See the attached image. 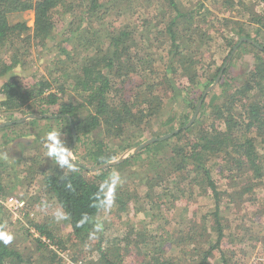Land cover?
Wrapping results in <instances>:
<instances>
[{"label":"rangeland","instance_id":"1","mask_svg":"<svg viewBox=\"0 0 264 264\" xmlns=\"http://www.w3.org/2000/svg\"><path fill=\"white\" fill-rule=\"evenodd\" d=\"M101 1L111 3V0ZM176 1L183 10L194 11V21L208 35L197 56L195 72L190 69L185 73L178 81L179 88L176 93L170 90L162 92L167 85H157L170 62V41L168 34L164 33L171 17L167 18L170 9L164 10L166 12L162 14L163 5L160 0H138L131 5L126 2L113 9L105 5L104 9L96 11L93 16L83 14L81 9L77 10V15L73 13L70 17L64 15L62 18L57 16L56 29L52 35L54 41L49 40L43 44L45 40H26V36H23V39H16L5 53L4 59H8V56L20 49L22 62L0 80V88L9 77L27 89H31V86L40 81L52 82L50 77H55L60 83L65 80L66 84L63 93L57 92L58 88L52 84L51 91L56 93L57 103L72 101L75 104L84 99V94L79 92L73 80L67 79V75L73 73L78 76L82 65H88L92 57L99 59V54H95L96 47L101 45L99 37L105 31L117 25H127L129 28L137 26L140 27L141 33L133 36L135 38L137 35L132 43L135 48L131 49V57L136 61L145 59L143 55L149 51L148 62L152 66L151 71H148L150 75L144 74L139 68L137 75H130L132 67H124L119 77L116 78L114 74L109 76L113 88H110L107 99L112 104L121 101L132 103L134 100L139 103L141 95L136 85L148 82V78L151 82L153 80L151 84L156 87L155 91L162 100L158 121L155 120L157 113L153 112L151 120L142 117L138 124L135 122L136 126L122 128V125L118 130L120 137H113L110 128L104 133L97 129L91 134L92 140L101 139L105 142L106 150L114 153V161L127 159L134 153L136 155L139 151L135 152V149L149 140H159L143 147L148 149L122 169L107 175L104 183L108 184V202L96 216L95 233L90 235L85 243H79L69 237V220L49 194L43 192L42 174L53 164L65 172L69 171L70 168L62 159L67 152L68 157L76 163L87 169H94L85 158L86 147L82 144L72 146L70 135L55 120L57 107L54 105L48 106V117L52 118L49 126L44 125L45 122H34L25 127L24 122L15 126L17 133L26 136L18 148L22 150L24 146L27 149L29 145L35 148L31 147V152L25 154L29 168H20L22 164L14 165L21 163V158L13 155V151L10 153V149L0 154V183L3 187L0 201L16 197L24 204L19 218L11 215L1 204L0 212L4 223L2 239L10 249L28 261L24 264H97L100 258L98 247L104 251L110 249L114 254L118 253L117 250L125 252L128 256L123 257L124 264H142L147 261L146 255L143 254L150 248L154 239L176 238L178 231L187 229L191 233L200 234L205 242L208 239L207 246L213 245L215 231L210 228L204 231L207 223L203 216L205 213L212 214L215 207L214 198L206 186L205 173L200 171V177L195 173L193 167L196 163L198 165V161H191L186 151L200 135H206L212 140L218 132L225 131L229 139L226 145L229 147L237 143L242 145L252 138L264 167V118L252 117L248 108L251 103L264 102V31L259 30L255 24L256 15L264 10L262 5L251 0ZM227 1L233 4L229 5ZM74 2L85 3L84 0ZM113 2L110 5L118 3ZM74 15L77 16L75 20L72 19ZM22 17L31 27L33 13L25 12ZM93 35L99 40L87 41L93 39ZM140 36H145L146 40L139 41ZM78 38L81 45L76 43ZM148 39H151V42H147ZM233 44L236 46L234 45L235 48L231 51ZM59 45L67 47L65 54L60 52ZM98 62L101 67L105 64L103 60ZM222 67L226 69L223 75L217 73ZM103 72L106 73L107 69ZM219 75L220 78L215 82ZM190 77H193L191 81ZM118 78L125 82L121 85ZM205 86L206 89L211 86L212 88L206 91ZM112 89L116 90L115 93H111ZM32 99L34 105L36 104L35 112L40 114L37 107H44V104L39 102V98ZM2 100L4 97L0 93V102ZM196 107V120L189 125ZM23 114H15L12 120L22 118ZM230 114L232 116L225 119ZM168 119H171L170 122ZM185 119L188 122L184 128L189 132L183 139H161L172 131L175 121L184 122ZM225 120H230L229 123L235 125L229 129L231 134L223 125ZM42 143L43 145H39ZM127 145L129 147L125 148ZM174 146L183 147L181 155L186 157L187 170H176L175 165L171 163L173 155L178 159L172 151ZM240 147L244 149V145ZM204 157L208 158L205 169L209 171L218 191L221 207L219 213L223 218L221 225L226 235V238H223L225 245L214 250L208 261L211 264H264V168L260 178L253 175L248 177L244 170L236 171L229 167L235 160L227 161V168L219 169L221 159L225 160L222 152ZM229 158L231 159L227 157ZM5 163L8 164L7 167L14 165L9 171L13 176L6 173L8 169L4 166ZM14 180L16 182H13ZM177 182H181L180 187L176 185ZM35 225L47 226L55 240H61V248L40 246L43 243ZM135 234L147 243L138 248L135 243L138 236ZM173 253L175 255V252Z\"/></svg>","mask_w":264,"mask_h":264},{"label":"trees","instance_id":"2","mask_svg":"<svg viewBox=\"0 0 264 264\" xmlns=\"http://www.w3.org/2000/svg\"><path fill=\"white\" fill-rule=\"evenodd\" d=\"M74 1L75 0H0V80L5 78L14 67L20 65L22 62L21 55L19 54L20 49L18 52L15 51L11 56H8V59H4L5 53L11 48V45H13L16 39H23V36H26V40L39 38L42 41L45 40L43 42V44H45L49 40H55L52 35L56 29L55 23L57 16L62 18L64 15L70 17V14L73 13L77 15L78 9H81L83 14L93 16L96 11L104 9L105 5L113 9L126 2H129V5H131V3H135L138 0L110 1L111 3L114 1L113 4L118 2L117 5H110L111 3L108 4L101 0H84L85 3L81 2V4H75L77 2ZM120 1H122V3ZM160 1L163 5L162 14H165L166 11L164 10L170 9L167 18L171 17L167 21V27L164 32L166 35L168 34L170 41L168 50L170 62H168L169 64L166 66L164 74L157 85H167L164 86L162 92H168L170 90L172 93H176L177 88H179L178 81L184 77L185 73L190 69L195 72L194 65L196 64L197 56L201 47L206 43L208 35H206L204 29L194 21V11L190 9L183 10L176 0ZM251 1L261 4L264 9V0ZM227 2L229 5L233 4L232 2ZM160 8L159 10L162 11ZM30 11L33 13L31 27L27 25V20L22 17L23 13ZM76 15H74V18L72 17L73 20L77 18ZM209 23L211 24L210 20ZM255 24L258 25L259 30L264 31V10L259 15H256ZM138 32L141 33V30L140 27L137 26L129 28L127 25H117L116 27H111L104 32L105 35L102 34L99 37L101 45L96 47L95 53L96 55L99 54V59L92 57V60L88 61V65H82L78 76L73 75V73L67 75V79L69 80L70 78L73 80L79 88V92L84 94V99L80 102H75V104L72 101L61 104L57 103L56 93L51 91L52 84H55L58 88L57 92L60 93H63V87L66 84L65 80H62V83H60L59 79L55 77H50L52 82L49 80L40 81L34 86H31V89L20 86L14 78L9 77L2 83L0 88V93H2L4 97V100L0 102V108L3 112L11 115L24 113L23 115L39 116L41 117L40 120H45L46 125H48L47 123L51 122L52 119L48 117V106H56L57 115H54L55 120H57L58 125L64 128L70 135L69 139H71L72 146L75 144H82V146L86 147L85 158L90 161L91 166H93L92 168L106 165L96 172H92L90 169L83 167V165L78 166L72 164L66 157H62L65 164L70 168L69 171L65 172L62 168L53 164V166L46 169L47 172L42 174L43 192L49 194L51 199L56 202L68 218L71 230L69 237L79 243H85L87 238L95 233L97 229L95 222L96 216L107 205L108 197L106 190L108 184L104 183L107 175L117 169H122L123 166L133 161L148 149L142 148L139 153L132 155L121 163L109 165L110 162L115 160L114 153L106 150V144L103 140H92L91 134L97 129L102 130L104 133L110 128L114 134L113 137H120L121 134L118 130L121 129L122 125V128L136 126L135 122L138 124V120L142 117L151 120L152 116H154L153 112L157 113L155 120L158 121L161 116V97L159 93L155 91L156 87L151 84L153 80L151 82L148 78L146 79L149 80L148 82L136 85L141 95L139 103H136L134 100L132 103H124L121 101L112 104L109 103L107 99L110 88H113L111 87L110 75L114 74L113 76H116V78L119 77L123 68L126 66L132 67L130 69V75H137L138 68L140 71H143L144 74H149L148 71H151L152 66L149 64L150 62H148L150 57L149 51V55H143V57H146L145 59L136 61L135 58L131 57V49L135 48V45L132 43L136 40L135 38L137 35L135 38H133V36L139 34ZM92 38L93 39L87 41L97 39L95 35H93ZM99 39H97V41ZM142 40H146L145 36L139 37V41ZM150 40L151 39H148L147 42ZM76 43L81 45L79 38L76 40ZM234 45L235 44L231 47V51L235 48L236 45ZM59 46H61L60 52L65 54L67 47L62 45ZM230 52L229 54H231ZM7 60H9V62ZM99 60L105 62L103 67H101L98 62ZM60 63L62 64V61ZM105 69H107L106 73L103 72ZM222 69L223 71L221 73ZM218 72L223 75L226 69H224V67L219 68L217 70V73ZM192 78L193 77H190V81ZM124 82L125 80L119 79L121 85ZM206 86L204 87L205 89ZM115 91L116 90L112 89L111 93H115ZM32 97L39 98V102L44 104V107H37V111L40 114L35 112L36 104L34 105ZM200 99L202 101V95ZM27 102H29L28 105H26ZM262 102L263 101L248 105L252 117L264 118V102ZM136 112L137 114L135 115ZM146 114L150 115L147 116ZM151 114L153 115L151 116ZM231 116L230 114L225 119ZM19 120L22 121L21 118L10 121L13 124L11 126H16ZM30 120V122L34 124V122L37 123L38 118H30ZM170 120L171 119H168V122H170ZM185 120L184 122L175 121L176 128H172V131L169 133L172 134L170 136L171 138L169 137L170 139H183L186 136L185 134L188 133L189 130H185L184 128L186 122H188V120ZM229 122L230 120H225L223 123L227 130L232 126ZM233 126L235 125L233 124ZM230 130L229 134H231ZM72 131H74L76 135V140L74 142ZM227 135L225 131L218 132L215 138L212 137V140L208 139L210 137H206V135H200L190 144V148L186 150L188 153L187 157H190L191 161H198V165L196 163L193 167L195 173L198 177H200V171L205 173L206 186L214 198L215 207L212 214L205 213L203 216L207 223V228H205L204 231L209 230V228L215 231L216 237L213 245L207 246L208 244L206 242H208V239L206 242L203 241L200 234L196 232L191 233L189 229L183 232L178 231L176 238L170 237L165 239L158 237L154 239L153 242L150 243V248L143 254L146 255L147 261H143L142 264H211L208 260L213 255V251L218 248L221 249L222 245H225V240H223V238H226V235H224V227L221 225V219L223 218H221L219 213L221 207L218 199V191L216 190L214 181L209 175V171L205 169L208 158L206 159L204 156L209 154L217 155L222 152L225 160L221 159L219 169L227 168V161L235 160V163L229 167H233L236 171L244 170L248 177L253 175L256 178H260L263 175L264 168L262 166V158L259 157L260 155L256 151L252 138L247 139L242 145L237 143L229 147V145H226L229 140ZM136 145H138V143ZM243 145L244 149L240 147ZM127 147H129V145L125 146V148ZM229 148H231V150H229ZM240 148L243 151H241ZM182 149L183 147L174 146L172 150L179 159L174 158V155L172 156L173 158H171V163L175 165L176 170L182 168L187 170L185 166L186 157L181 155L183 152ZM231 154H233V156ZM227 157H231V159H227ZM176 185L180 187L181 182H177ZM2 193L3 187L0 183V197ZM31 201L33 202L32 199ZM35 228L41 237H45L49 240L50 245L55 247L61 245V240H55V237L51 231L47 229V226L35 225ZM3 231L4 223L0 212V264H14L13 262H15V264L28 263L20 254L10 249L4 242L2 239ZM137 236L135 243L138 248L143 243H147L146 240L140 239L139 235ZM40 246L46 248L44 244ZM97 251L100 255L97 264H124L123 257L128 256L121 250H117L118 253L114 254L110 249L104 251L98 247ZM173 252H175V255ZM140 254L142 257V253Z\"/></svg>","mask_w":264,"mask_h":264},{"label":"crops","instance_id":"3","mask_svg":"<svg viewBox=\"0 0 264 264\" xmlns=\"http://www.w3.org/2000/svg\"><path fill=\"white\" fill-rule=\"evenodd\" d=\"M15 114H9V113H3L2 111L0 112V154L1 153H4V152H7L9 149H10V153H12V151H13V155H18V157H20L21 158V163H15L14 165H16V164H22L21 166H20V168H23V167H25V168H29L30 167V164H27L26 163V156H25V154H27V153H29V151L31 152V147H34L33 145H29V146H27V149L24 147H22V150H20L19 148H18V146H21L23 143V141L22 140H25V138H26V136H24L23 134H21V133H17V131L18 130H16L15 129V126H11V125H13V124H10V125H6V126H4L3 124H6V123H8V122H10V121H12V117L14 116ZM27 116H29V115H23V117L21 118V120L23 121V122H20V123H17V125H20V124H23L24 122V124H23V126L25 127V126H27V124H33L32 122H30L31 120H30V118H28V119H24L25 117H27ZM24 119V120H23ZM37 119V118H36ZM20 121V120H19ZM40 122H45V120L43 121V120H40L39 118H38V120H37V123H40ZM11 123V122H10ZM49 123V122H48ZM47 123V124H48ZM44 125H46V123H43ZM16 125V126H17ZM47 126H49V125H47ZM34 138V137H33ZM45 138L48 140V138L46 137V135H45ZM32 142V141H31ZM33 143V142H32ZM56 144V143H55ZM26 145V144H25ZM39 145H43V143L42 144H39ZM38 144H37V146H39ZM54 145V144H53ZM72 147V146H71ZM35 148V147H34ZM26 151H25V150ZM69 149H70V147H69ZM2 156H4V155H2ZM1 157V156H0ZM2 158V157H1ZM42 158H40V160H41ZM68 160V159H67ZM24 161V162H23ZM7 163H5V167H7ZM14 165H12L11 167H7V169L8 170H6V173L8 174V173H10L9 171L10 170H12V168L14 167ZM39 166H41L40 164H39ZM40 169H42V168H40ZM9 175V174H8ZM8 175H6V176H8ZM10 175H12L13 176V174H11L10 173ZM4 181V180H3ZM13 182H16L15 180L13 181ZM10 184H12V183H10ZM18 185H20V182H18Z\"/></svg>","mask_w":264,"mask_h":264},{"label":"water","instance_id":"4","mask_svg":"<svg viewBox=\"0 0 264 264\" xmlns=\"http://www.w3.org/2000/svg\"><path fill=\"white\" fill-rule=\"evenodd\" d=\"M249 42H252V41H250L249 40ZM221 72H222V70H221ZM221 74V73H220ZM220 78V75L216 78V81L215 82H217L218 81V79ZM216 84V83H215ZM212 88V86L211 87H209V88H207L206 89V91H208V90H210ZM206 93V92H205ZM205 93L203 94V96L205 95ZM197 113H198V107H196V109H195V111H194V114H193V116H192V118H191V120H190V122H189V125H191L193 122H194V120H195V118H196V115H197ZM28 118H41V117H39V116H34V115H29V116H27V117H25L24 119H28ZM17 122H22V121H17ZM10 124H12V123H6V124H3L4 126H6V125H10ZM186 127H188V126H186ZM72 134H73V142L76 140V135H75V132L74 131H72ZM172 134H168V135H166L165 137H163V138H161V139H166V138H169L170 136H171ZM159 139H152V140H149V141H147V142H145L144 144H142V145H140V146H138L135 150V152H138V151H140L143 147H145L146 145H148V144H150V143H154V142H156V141H158ZM71 148V147H70ZM70 151V150H69ZM67 153H69V152H67ZM66 153V155H65V157L72 163V164H76V165H78V166H82L81 164H79V163H76L75 161H73L72 159H70L69 157H68V154ZM135 154V153H134ZM133 154V155H134ZM124 160H126V159H124V158H120L119 160H117V161H112V162H110V164L109 165H116V164H119V163H121L122 161H124ZM104 166H106V165H103V166H100V167H97V168H94V169H90V171H92V170H98V169H100L101 167H104ZM84 167V166H83ZM86 168V167H85Z\"/></svg>","mask_w":264,"mask_h":264},{"label":"built area","instance_id":"5","mask_svg":"<svg viewBox=\"0 0 264 264\" xmlns=\"http://www.w3.org/2000/svg\"><path fill=\"white\" fill-rule=\"evenodd\" d=\"M0 204L7 210L9 211V213L13 216H15L16 218L21 217L20 214H22V210L24 207V204L21 203L20 199L16 198V197H9L7 198L5 201H0ZM35 233V232H33ZM41 242L50 247L52 245H50L49 240H47L45 237H39Z\"/></svg>","mask_w":264,"mask_h":264},{"label":"bare ground","instance_id":"6","mask_svg":"<svg viewBox=\"0 0 264 264\" xmlns=\"http://www.w3.org/2000/svg\"><path fill=\"white\" fill-rule=\"evenodd\" d=\"M24 120V119H23ZM23 122V121H22ZM9 123V122H8Z\"/></svg>","mask_w":264,"mask_h":264},{"label":"flooded vegetation","instance_id":"7","mask_svg":"<svg viewBox=\"0 0 264 264\" xmlns=\"http://www.w3.org/2000/svg\"><path fill=\"white\" fill-rule=\"evenodd\" d=\"M222 71H223V69H222ZM222 73V72H221Z\"/></svg>","mask_w":264,"mask_h":264}]
</instances>
